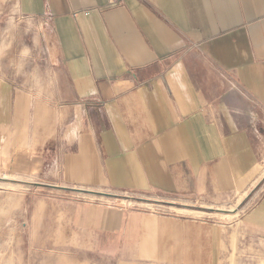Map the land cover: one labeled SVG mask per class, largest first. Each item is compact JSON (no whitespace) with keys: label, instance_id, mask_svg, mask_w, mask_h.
<instances>
[{"label":"crops","instance_id":"0c3cea01","mask_svg":"<svg viewBox=\"0 0 264 264\" xmlns=\"http://www.w3.org/2000/svg\"><path fill=\"white\" fill-rule=\"evenodd\" d=\"M0 172L143 207L238 199L226 224L72 220L108 264H224L233 230L264 264V0H0Z\"/></svg>","mask_w":264,"mask_h":264},{"label":"rangeland","instance_id":"374dc122","mask_svg":"<svg viewBox=\"0 0 264 264\" xmlns=\"http://www.w3.org/2000/svg\"><path fill=\"white\" fill-rule=\"evenodd\" d=\"M43 175L27 179L0 172V264H108L98 253L85 251L76 236L74 207L124 206L123 193L100 198L76 194L49 187ZM165 216L208 219L220 224L235 221L242 206L237 200H171L169 203L143 207L126 204ZM237 232L233 230L224 264H252L238 246ZM81 243V244H80ZM106 261V262H103Z\"/></svg>","mask_w":264,"mask_h":264}]
</instances>
